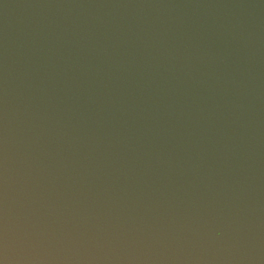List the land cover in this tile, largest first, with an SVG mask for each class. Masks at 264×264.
Returning <instances> with one entry per match:
<instances>
[{
  "label": "water",
  "instance_id": "obj_1",
  "mask_svg": "<svg viewBox=\"0 0 264 264\" xmlns=\"http://www.w3.org/2000/svg\"><path fill=\"white\" fill-rule=\"evenodd\" d=\"M0 264H264V0H0Z\"/></svg>",
  "mask_w": 264,
  "mask_h": 264
}]
</instances>
